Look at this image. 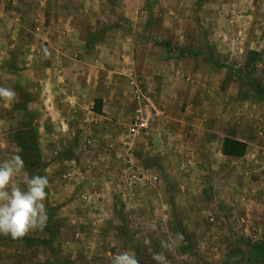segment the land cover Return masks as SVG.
Listing matches in <instances>:
<instances>
[{
  "label": "rangeland",
  "instance_id": "obj_1",
  "mask_svg": "<svg viewBox=\"0 0 264 264\" xmlns=\"http://www.w3.org/2000/svg\"><path fill=\"white\" fill-rule=\"evenodd\" d=\"M0 8V87L18 94L0 100V162L22 156L21 187L24 174L49 179L47 227L0 235V264H110L123 251L264 264V0ZM138 116L148 130L134 131ZM227 139L247 140L245 155H225Z\"/></svg>",
  "mask_w": 264,
  "mask_h": 264
},
{
  "label": "clouds",
  "instance_id": "obj_2",
  "mask_svg": "<svg viewBox=\"0 0 264 264\" xmlns=\"http://www.w3.org/2000/svg\"><path fill=\"white\" fill-rule=\"evenodd\" d=\"M44 58L50 53L43 50ZM17 92L14 89L0 87V100L5 104L16 101ZM24 160L19 154H13L0 162V235L10 236L13 240L22 239L32 231H43L48 224V212L45 205L49 186L47 175H23L21 187L14 183V177L24 173ZM182 237L177 234L175 238L161 241V248L168 249L178 243ZM144 244L150 245L147 237ZM152 260L156 264H169L167 257L161 253H154ZM110 264H140L135 254L123 251L110 257Z\"/></svg>",
  "mask_w": 264,
  "mask_h": 264
},
{
  "label": "trees",
  "instance_id": "obj_3",
  "mask_svg": "<svg viewBox=\"0 0 264 264\" xmlns=\"http://www.w3.org/2000/svg\"><path fill=\"white\" fill-rule=\"evenodd\" d=\"M246 145L236 140L227 139L224 145V153L227 156L240 158L246 153ZM261 251L264 253V245H260Z\"/></svg>",
  "mask_w": 264,
  "mask_h": 264
},
{
  "label": "built area",
  "instance_id": "obj_4",
  "mask_svg": "<svg viewBox=\"0 0 264 264\" xmlns=\"http://www.w3.org/2000/svg\"><path fill=\"white\" fill-rule=\"evenodd\" d=\"M138 112L142 113V110L140 109ZM151 122L152 118L150 117L138 116L134 125V131L142 132L148 130L151 126Z\"/></svg>",
  "mask_w": 264,
  "mask_h": 264
},
{
  "label": "crops",
  "instance_id": "obj_5",
  "mask_svg": "<svg viewBox=\"0 0 264 264\" xmlns=\"http://www.w3.org/2000/svg\"><path fill=\"white\" fill-rule=\"evenodd\" d=\"M20 1V0H19ZM27 0H24V3L26 2ZM0 10H1V8H0ZM13 15L11 14V17H12ZM1 29V28H0ZM1 31H3L2 29H1ZM1 33V32H0ZM11 32H9V34H10ZM3 42H4V40L2 39V37H0V47L1 46H4V44H3ZM239 140V139H238ZM242 142H244V143H248V141L247 140H242V139H240Z\"/></svg>",
  "mask_w": 264,
  "mask_h": 264
}]
</instances>
